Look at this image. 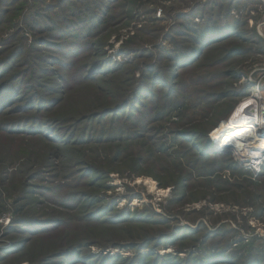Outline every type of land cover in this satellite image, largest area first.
Instances as JSON below:
<instances>
[{
    "label": "rangeland",
    "instance_id": "obj_1",
    "mask_svg": "<svg viewBox=\"0 0 264 264\" xmlns=\"http://www.w3.org/2000/svg\"><path fill=\"white\" fill-rule=\"evenodd\" d=\"M252 93L264 0H0V264H264Z\"/></svg>",
    "mask_w": 264,
    "mask_h": 264
},
{
    "label": "bare ground",
    "instance_id": "obj_2",
    "mask_svg": "<svg viewBox=\"0 0 264 264\" xmlns=\"http://www.w3.org/2000/svg\"><path fill=\"white\" fill-rule=\"evenodd\" d=\"M251 99L264 106V98L262 96L258 97V94L256 93H252L251 96L244 98L243 102L245 101L246 103ZM245 103L238 106L237 110L233 114L234 119L230 123H228V119L224 123V125L219 128V130L223 131V133L220 135L221 137L219 138V140L214 141V147L215 149H217V151H220L221 148H225L228 146L232 147V153L237 158H241L242 160H244V162L248 161L249 163H255V168L261 163L264 156V135L256 138H253L251 136L250 132L254 131V128L252 127L250 121L247 120L248 117L246 113L239 114L240 108L246 106ZM242 137L249 138H247L245 141H241L244 139Z\"/></svg>",
    "mask_w": 264,
    "mask_h": 264
},
{
    "label": "built area",
    "instance_id": "obj_3",
    "mask_svg": "<svg viewBox=\"0 0 264 264\" xmlns=\"http://www.w3.org/2000/svg\"><path fill=\"white\" fill-rule=\"evenodd\" d=\"M254 103H255V105H254ZM245 105H246L245 107L241 108L242 111L240 109V112L243 113V114L246 113V115L248 117L247 120L250 121L252 127L254 128V131L250 132L251 136L253 138H256V137H259V136H263L264 135V108H263V106L260 103H257V101H255V100H253L252 102L251 101H247L245 103ZM246 108L249 111L246 112L245 111ZM251 108H254L253 112L251 111ZM257 113H258V115H257ZM249 137H245V138L242 137L244 139L241 140V141H245ZM227 148H232V147L228 146V147H225L224 149H227ZM253 164H255V163H253ZM253 168H254V166H253Z\"/></svg>",
    "mask_w": 264,
    "mask_h": 264
}]
</instances>
